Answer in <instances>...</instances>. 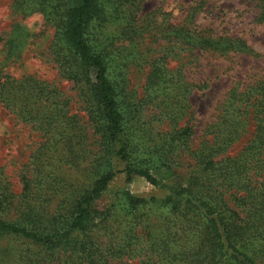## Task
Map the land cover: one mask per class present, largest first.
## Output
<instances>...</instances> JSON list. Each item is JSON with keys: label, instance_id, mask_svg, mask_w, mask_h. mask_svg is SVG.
Instances as JSON below:
<instances>
[{"label": "rangeland", "instance_id": "1", "mask_svg": "<svg viewBox=\"0 0 264 264\" xmlns=\"http://www.w3.org/2000/svg\"><path fill=\"white\" fill-rule=\"evenodd\" d=\"M57 4L64 0H0V79L22 82L21 91L36 86L43 90L41 96L29 100L31 105L17 112L0 103V171L5 184L18 196L23 176L35 179L44 171L42 191L33 193L41 202L50 199L45 195L57 194L49 203L50 212L61 209L58 202L65 208V195L86 190L111 170L115 176L93 205L96 211L111 206L119 210L124 194L162 200L168 193L165 188L125 174L124 164L115 157V146L99 152L100 135L86 124L87 113L77 88L61 71L64 59L72 70L77 61L60 40ZM101 5L111 38L109 80L123 117L131 163L151 169L159 184H184L192 165L188 153L212 139L211 127L222 117L229 94L244 93L264 82L262 0H101ZM154 82L159 86L151 85ZM51 109L63 116L64 123L67 116H75L73 144L79 146L74 158L66 155L61 143H46L40 129L45 126L39 122L41 116L49 119ZM170 125L175 126L173 130L188 126L193 131L187 149H181L177 158H171L164 148ZM255 128V121H248L225 156L240 153ZM168 160L174 166L169 175L152 170ZM15 209L1 219L22 225L25 217ZM152 213L159 218L165 211L153 207ZM159 222H153L156 234L162 232ZM111 226L110 230H95L93 235L115 247L131 238L132 245L136 244L134 223L119 217ZM174 231L172 225L167 234L173 232L171 237L176 238ZM64 255L58 257L64 260ZM38 256L42 254L34 246L0 235V264H25ZM128 257L129 264L141 262L139 255Z\"/></svg>", "mask_w": 264, "mask_h": 264}, {"label": "trees", "instance_id": "2", "mask_svg": "<svg viewBox=\"0 0 264 264\" xmlns=\"http://www.w3.org/2000/svg\"><path fill=\"white\" fill-rule=\"evenodd\" d=\"M57 5L61 12L60 40L77 61L72 70L64 59L61 71L77 88L87 113L86 124L100 135L99 152L115 146V157L124 164L127 176L137 175L168 193L162 200H142L124 194L119 210L111 206L98 212L93 205L115 176V172L108 170L86 190L65 195V208L58 202L61 209L48 212L49 203L57 194L45 195L50 199L41 202L33 193L42 191L44 171L35 179L23 176L18 196L10 193L0 171V235L20 239L39 250L42 256L26 260L25 264H129L131 254L141 256L140 264H257V260L264 263V82L244 93L229 94L222 117L211 127L212 139L202 141L188 153L192 165L184 184H159L151 169L131 163L132 151L124 138L123 117L109 80L107 49L111 38L107 35L109 20L107 14H102L101 0H64V4ZM260 19L264 21V0ZM19 84L22 82L9 77L0 79V103L16 112L23 106L27 108L29 100L43 92L39 86L21 91ZM151 85L159 86L155 82ZM47 118L41 116L39 122L45 126L40 129L47 137L46 143H61L68 157H76L79 143L73 144L75 116H67L64 123L63 116L51 109ZM250 120L255 121L256 128L241 152L225 156L228 146L241 138ZM174 128L170 125L164 147L171 158L187 149L193 134L188 126ZM171 168L173 163L168 160L152 170L169 175ZM15 198L20 201L15 202ZM153 207L165 211L164 217H155ZM14 208L25 217L22 225L1 219ZM119 217L134 223L136 244L132 245V238L117 247L99 242L94 231L110 230L111 222ZM156 220L162 227L158 234L154 232ZM172 225L177 230L173 234L176 238L171 237L173 232L167 234ZM60 251L66 254L64 260L58 257Z\"/></svg>", "mask_w": 264, "mask_h": 264}]
</instances>
